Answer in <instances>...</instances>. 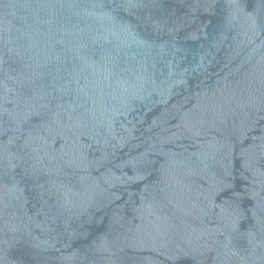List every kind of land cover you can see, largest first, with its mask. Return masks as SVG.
Segmentation results:
<instances>
[{"label": "water", "instance_id": "water-1", "mask_svg": "<svg viewBox=\"0 0 264 264\" xmlns=\"http://www.w3.org/2000/svg\"><path fill=\"white\" fill-rule=\"evenodd\" d=\"M0 264H264V0H0Z\"/></svg>", "mask_w": 264, "mask_h": 264}]
</instances>
